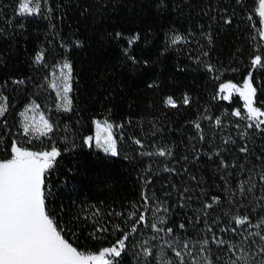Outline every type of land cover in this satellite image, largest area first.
I'll return each instance as SVG.
<instances>
[{
  "label": "trees",
  "instance_id": "16d2710c",
  "mask_svg": "<svg viewBox=\"0 0 264 264\" xmlns=\"http://www.w3.org/2000/svg\"><path fill=\"white\" fill-rule=\"evenodd\" d=\"M39 3L38 12L20 16L17 0H0V103L7 105L0 159L9 158L13 141L60 150L46 174V211L65 239L79 251L97 252L127 235L117 264H158L161 249L179 264L169 244L185 264H204V256L229 264V246L237 254L264 246L255 235H264V130L248 128L243 100L236 92L225 100L220 90L251 72L254 106L264 107L257 0ZM176 36L183 39L173 43ZM256 55L262 63L253 67ZM59 61L72 67L71 104L48 115L52 131L41 143L25 144L17 114L41 101L49 68ZM167 97L177 106H167ZM101 118L113 125L116 156L84 143ZM141 214L144 221L136 223ZM237 217L248 222L237 225Z\"/></svg>",
  "mask_w": 264,
  "mask_h": 264
},
{
  "label": "snow or ice",
  "instance_id": "6c2138e0",
  "mask_svg": "<svg viewBox=\"0 0 264 264\" xmlns=\"http://www.w3.org/2000/svg\"><path fill=\"white\" fill-rule=\"evenodd\" d=\"M18 8L17 14L20 16L32 15L40 10L39 0H17ZM34 5V6H30ZM256 12L264 22V0H258V7ZM226 24L231 23V19L224 21ZM264 37V31L260 33ZM183 39L176 36L173 43H177ZM38 56L37 59H41ZM261 55H256L252 60L253 67L261 65ZM211 69V66H209ZM63 76V100L67 108L70 106L71 101L68 99L67 93L71 91L70 79L72 67L69 63L65 62L61 69L65 72ZM19 83H22L20 81ZM53 84L52 87H56ZM222 91L228 90V95L222 98L225 100L230 99L231 92H238L239 96L244 100V109L246 114L244 118L249 121L248 128L255 127L258 130H264V110L260 107H255L256 88L253 87L252 73L245 78L242 87L229 82L220 85ZM187 94L183 97V103H189ZM167 106L176 107V102L172 97L165 99ZM7 110L6 103H0V116H3ZM233 115L241 117L242 110L236 109ZM220 123L219 120L216 121ZM96 137L95 146L112 156H116L117 143L113 138L112 129L113 125L107 120L101 124L99 120L95 121ZM196 127L200 125L197 123ZM52 131V124L41 115V122L39 124H25L23 132L29 134L30 132L39 133L41 136H47ZM103 134V139L101 138ZM93 137L88 136L85 138L84 143L91 146ZM140 144L139 140L135 141ZM241 152H247V147H242ZM165 150L160 149L159 155H165ZM61 155L60 150L53 145L50 150L31 151L27 148L20 147L15 141L11 143L9 158L0 159V264H117L116 258L121 257L126 245L125 240H118L114 245L106 247L99 251V253L79 251L73 246L65 236L62 230L58 229L57 223L50 217L46 211L47 199V185L46 174L54 168L57 157ZM261 181H264V174L260 176ZM205 207H211L206 205ZM145 217L141 214L136 221L140 223L144 221ZM248 222V217H237L235 223L237 225H244ZM118 227V226H117ZM156 225H153L155 228ZM184 227L183 224L180 225ZM106 231V229H101ZM132 231H136L133 226ZM164 231V229H158ZM173 230L167 229L168 233ZM235 231V229H233ZM250 235H252L250 233ZM259 236L260 240L264 242V235L255 233ZM215 240V237H213ZM218 244L225 242L220 240L216 241ZM209 243L204 240L200 247V252L206 251L204 245ZM184 250L190 251L188 243L184 242ZM169 248L174 251L175 256L179 260V264H185L184 256L181 251H177L172 244ZM232 251L234 259L229 261V264H264V260L256 261V256H264V246L256 249L255 252L247 253L240 250L239 254L234 251V246H229ZM161 256L158 264H172V261L167 259L163 254L164 250L161 249ZM151 250L145 248V257L150 256ZM193 264H199V261H193ZM204 264H212V261L204 256Z\"/></svg>",
  "mask_w": 264,
  "mask_h": 264
},
{
  "label": "rangeland",
  "instance_id": "374dc122",
  "mask_svg": "<svg viewBox=\"0 0 264 264\" xmlns=\"http://www.w3.org/2000/svg\"><path fill=\"white\" fill-rule=\"evenodd\" d=\"M30 6H34V5H30ZM257 7H258V0L256 3V8ZM17 8H18V4L16 7V12H17ZM259 20H260V26H259V33H260L261 31H264V22H262L261 17H259ZM261 38L264 40V37H261ZM65 62L66 61H59L49 68V71H48L47 76L45 78L46 91L41 95V101L39 103L34 102V101L27 103L26 105H24L22 107V109L17 114L16 124H18V126L16 128L20 131V137L22 138V141L25 144H30V145L39 144V141L41 140V138L46 137V136H41V135H39V133H34V132H30L29 134H25L23 132V127L26 123L29 125L39 124L41 122V115L49 121L48 115H50V114L53 115L55 112H61V111H65L68 109V107L67 108L65 107L64 100H63V95H64L63 94V87H64L63 76L65 75L66 70H65V72L61 71L63 64ZM53 84H56L57 86L52 87ZM223 84H225V83H223ZM237 86L242 87L243 83H241ZM220 90H221V88H220ZM221 92L223 95H228V90H225V91L221 90ZM232 92H235V91H232ZM236 93L238 94V92H236ZM67 96H68V93H67ZM240 98L243 100L242 97H240ZM243 106H244V100H243ZM261 109L264 110V107ZM244 110L246 112V109H244ZM97 120H99L101 122V124H103V122L105 121V119H103V118L93 120V130L89 136L93 137L92 143H94V144H95V137H96L95 121H97ZM86 137H88V136H86ZM101 138L103 139V134H102ZM35 141H36V143H34ZM41 142L42 141H40V143ZM27 149H29L31 151H38V150H32L30 148H27ZM40 151H43V150H40ZM101 250L102 249L98 250L97 252H92V253L98 254L99 251H101Z\"/></svg>",
  "mask_w": 264,
  "mask_h": 264
}]
</instances>
